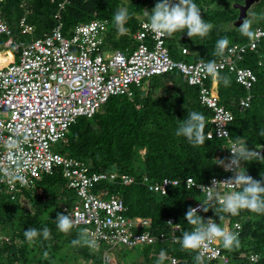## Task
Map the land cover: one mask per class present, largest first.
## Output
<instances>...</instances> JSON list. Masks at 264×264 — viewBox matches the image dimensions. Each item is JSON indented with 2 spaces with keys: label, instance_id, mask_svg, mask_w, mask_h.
Instances as JSON below:
<instances>
[{
  "label": "trees",
  "instance_id": "1",
  "mask_svg": "<svg viewBox=\"0 0 264 264\" xmlns=\"http://www.w3.org/2000/svg\"><path fill=\"white\" fill-rule=\"evenodd\" d=\"M59 2H64L63 8H58ZM156 2L4 0L0 4V11L4 19L14 25L24 11L22 4L26 5L30 10L27 18L35 27L32 35L35 38L55 25L53 15L58 9L64 33L79 22L95 18L107 19L110 27L104 45L106 49L115 50L135 45L132 33L140 25L141 19H148L145 10L151 11ZM195 2L201 8V17L212 23L213 28L203 38H189L186 32H176L171 37H165V46L174 60H215L221 56L215 51L219 39L226 38L227 46L251 39L242 36L236 28L238 26L234 25L238 12L232 9L229 0L222 3L220 0ZM216 2L218 7H212ZM238 2L242 3L243 0ZM122 7L127 10L128 18L123 25L124 31L120 32L115 27L113 16ZM256 26L264 28V14L255 20L252 30ZM2 44L0 38V47ZM183 47L188 50L185 54L181 52ZM240 65L250 67L256 75V81L246 90L236 82L233 72L219 71V102L233 113V119L227 125L230 141L236 144L246 142L253 150H261L259 155H252L243 165L254 179H261V175L264 176V43L260 42L255 51H248ZM223 78L228 79L227 85L223 83ZM211 80L207 78V85L211 84ZM158 88L161 94L155 97L152 90ZM130 90V95L111 96L92 117H79L69 127L65 141L60 143V152L79 158L91 171H117L133 175L136 178L134 183L103 181L96 187L107 189L109 194H119L126 206L127 215L149 217L151 229L156 234L168 230L165 220L170 217L181 225L179 233L183 234L195 226L185 219L186 211L193 200L202 199L198 189L195 186L187 188L183 179L191 176L196 183H202L212 175L224 174L226 171L217 164V159L226 157L229 141L206 136L205 144L193 146L183 136L175 135L178 126L193 111L204 115L205 135L213 125L212 110L198 98L199 87L188 83L180 71L173 70L143 78L140 85H132ZM247 94L251 95L250 104L239 111V99ZM143 175H147L151 181L169 177L180 179L181 182L161 195L147 189L141 182ZM22 196L31 203L32 208L22 209L18 201ZM75 198L74 191L67 187L59 170L52 175H43L37 180L34 189H22L14 199L0 187V232L8 237L7 241L0 244V264H28L29 243L24 238V230L36 228L42 232L45 227L49 229V237L45 239L39 235L33 242V250L42 261L53 257L54 252L66 244L76 255L90 259L91 264H102V254L108 249L105 242H100L97 249L92 250L84 243L81 227H73L68 233H62L56 227L57 214H65L62 205H69ZM208 214L213 215L220 227L225 217L230 219L229 223L240 221V246L229 250L230 264H264V214L251 213L246 209L236 216L222 210L215 213L213 209L197 213L203 219ZM78 229H81V233ZM142 251L143 260L136 264H158L161 251L166 256H176L178 264H198L196 250H185L179 242L157 241L154 245L144 246ZM249 253H257L260 257L256 262H250ZM121 254V249H118L115 264H125ZM216 263L214 260L202 261V264ZM162 264H167L166 259Z\"/></svg>",
  "mask_w": 264,
  "mask_h": 264
},
{
  "label": "built area",
  "instance_id": "2",
  "mask_svg": "<svg viewBox=\"0 0 264 264\" xmlns=\"http://www.w3.org/2000/svg\"><path fill=\"white\" fill-rule=\"evenodd\" d=\"M4 0H0V4ZM64 2L58 3L63 8ZM24 9L14 25H10L0 11V38L3 52L9 54L5 64L0 65V187L7 190L11 199L25 188H33L43 175H52L57 170L66 180L67 187L75 193V200L63 204L65 214L73 220L74 227L87 230V237L108 245L102 254V264H115L111 251L121 247L128 249L154 245L157 241L177 243L182 234L181 225L172 217L165 220L168 230L156 234L151 229V219L126 214V206L117 193L109 194L107 189L97 188L103 181L134 183L136 178L117 171H91L79 158L52 148L65 141L69 127L81 117H92L111 96L130 95V87L141 84L143 78L178 70L188 83L199 87L200 102L212 110V127L206 132L208 138H225L227 147L235 142L229 139L227 125L233 119L230 109L219 102L213 92V85H207V78L215 79L219 71L233 72L235 80L249 90L256 81L250 67L240 65L248 51H255L260 42L264 43V28H253L254 36L243 43H233L215 60L186 62L174 60L165 46V37L154 36L141 19L140 25L132 33L133 47L110 50L105 48V35L110 27L107 19H91L79 22L66 33L62 29L59 9L54 13L55 25L40 37H32L35 27L28 20L30 10ZM29 37V38H28ZM187 53V48L181 49ZM209 62L216 65V74L206 71ZM260 63V62H259ZM251 95L240 97L239 111L246 109ZM15 141L14 147H10ZM255 149L253 155H259ZM230 156V149L225 158ZM234 172L215 174L206 182L196 183L187 176L183 182L187 188L195 186L202 194L201 200H193L190 207L203 212L202 202L213 181H227ZM21 177L23 179H21ZM141 182L151 192L164 195L180 179L162 177L151 181L143 175ZM234 190L230 182L221 183L212 191L224 194ZM238 190V189H235ZM215 213L221 206L215 199L208 202ZM213 210V212H214ZM213 218L204 215V220ZM215 220V219H214ZM216 223L217 220H215ZM225 217L221 228L238 233L240 221L232 223ZM219 224V223H218ZM194 227L191 228L192 231ZM8 237L0 232V244ZM88 245V244H86ZM96 247H88L92 250ZM201 261L214 260L220 264H230L229 249L222 246L217 238L207 242L206 247L196 250ZM260 257L249 253L248 260ZM167 264H178L176 256H165Z\"/></svg>",
  "mask_w": 264,
  "mask_h": 264
},
{
  "label": "clouds",
  "instance_id": "3",
  "mask_svg": "<svg viewBox=\"0 0 264 264\" xmlns=\"http://www.w3.org/2000/svg\"><path fill=\"white\" fill-rule=\"evenodd\" d=\"M238 0H229V4H236ZM148 16L145 24L146 29L154 36L171 37L174 33L186 32L189 38L206 37L213 24L201 17V8H199L195 0H157L151 11L145 10ZM256 13L246 15L242 23L236 27L242 36L252 38L254 32L252 25L256 18ZM128 13L126 9H119L113 16L115 27L118 31L123 32ZM228 45V40L219 39L215 45L217 55H222ZM206 71L216 74V65L214 62H209L206 66ZM223 83H229L227 78H223ZM205 117L202 113L193 111L187 119L176 129L177 137L183 136L189 144L193 146L203 145L206 141V135L203 132ZM15 141L11 142L10 147H14ZM230 149V156L224 159H217L218 165L222 166L225 171L234 172V176L227 181H213V185L208 187L207 200L202 202L203 211L213 209L208 202L213 199L221 206L223 212L229 213L232 216L239 215L241 210H248L251 213L264 214V176L261 179H254L247 173V169L243 167L253 155L255 150L247 146L246 142L233 144ZM21 179H23L21 177ZM230 182L233 189L224 194L213 192L212 189L218 188L221 183ZM238 189V190H235ZM214 210V209H213ZM215 212V210H214ZM198 211L194 207H189L185 213V219L196 227L192 231H185L180 237L179 243L185 250H198L206 247L207 242H211L217 238L222 241V246L225 249L238 248L240 240L238 233L227 231L219 226L213 218H208L206 221L201 215H197ZM56 227L62 233H68L73 227V220L69 215L58 213L56 218ZM42 235L47 239L50 235L49 229L45 227L42 232L36 228H27L24 230L25 240L31 244L35 239ZM84 243L91 247H96V241L87 237V230H84ZM166 254L161 251L158 257V264H162ZM198 264H202L201 256L196 257ZM253 261L259 257H252Z\"/></svg>",
  "mask_w": 264,
  "mask_h": 264
},
{
  "label": "rangeland",
  "instance_id": "4",
  "mask_svg": "<svg viewBox=\"0 0 264 264\" xmlns=\"http://www.w3.org/2000/svg\"><path fill=\"white\" fill-rule=\"evenodd\" d=\"M226 1L227 0H220L221 3L226 2ZM216 4H217V2L214 3L212 5V7L213 6L215 8L218 7V5L216 6ZM233 6H234V4H232V6H231L232 9L235 12H237V10L234 9ZM250 7H249L250 11L248 12V15L256 13L257 15H256V18L254 19V22H255V20H257V18L259 16L264 14V0H260L256 3L252 4ZM220 8H224V7H220ZM138 17L140 18L141 16H138ZM3 49L4 48L0 47V52H3ZM152 94H153V96L156 97L157 95L161 94V90L159 88L153 89ZM52 148L55 150L61 149V144H59V143L54 144V146H52ZM141 152H143V151H141ZM34 188L35 187H33L32 189H34ZM38 191H40V190H38ZM5 192L7 193L8 191L5 190ZM20 198L21 199L18 201H19V204L22 207V209L32 208L31 203H29L27 200H25L26 199L25 197L22 196ZM78 232L81 233V229L80 230L78 229ZM81 237H83V235H81ZM27 248H28V254H27L28 264L29 263H32V264H91L92 263V261L90 259L76 255L73 252V249L70 248L66 244L62 245L58 251H55L53 257L47 258L48 260H45V262H48V263H45L44 261H42V259L39 257V255L35 254V252L33 250V243H32V245L28 244ZM143 248L142 249H139V248L128 249V248L121 247L120 248L121 253H122L121 258L124 259L125 264L139 263L143 260V256H144V255H142ZM117 251L118 250L111 251V260H113V261L118 260V258L116 257ZM45 255L47 256V254H45ZM216 264H220V263H216Z\"/></svg>",
  "mask_w": 264,
  "mask_h": 264
},
{
  "label": "water",
  "instance_id": "5",
  "mask_svg": "<svg viewBox=\"0 0 264 264\" xmlns=\"http://www.w3.org/2000/svg\"><path fill=\"white\" fill-rule=\"evenodd\" d=\"M259 0H243L242 3L237 2L236 4H234V9L237 10L238 14L236 19L234 20V25L235 26H239L242 23V20L246 17L247 15V10L249 9V7L258 2Z\"/></svg>",
  "mask_w": 264,
  "mask_h": 264
},
{
  "label": "bare ground",
  "instance_id": "6",
  "mask_svg": "<svg viewBox=\"0 0 264 264\" xmlns=\"http://www.w3.org/2000/svg\"><path fill=\"white\" fill-rule=\"evenodd\" d=\"M11 56L5 52H0V65L5 64Z\"/></svg>",
  "mask_w": 264,
  "mask_h": 264
},
{
  "label": "crops",
  "instance_id": "7",
  "mask_svg": "<svg viewBox=\"0 0 264 264\" xmlns=\"http://www.w3.org/2000/svg\"><path fill=\"white\" fill-rule=\"evenodd\" d=\"M211 83L213 85V92L217 93L218 94V90H217V83H218V80L217 78H215L214 80L212 79L211 80ZM219 96V95H218Z\"/></svg>",
  "mask_w": 264,
  "mask_h": 264
}]
</instances>
